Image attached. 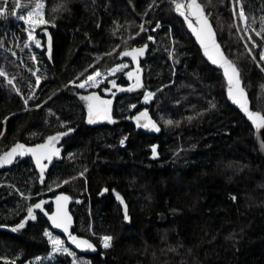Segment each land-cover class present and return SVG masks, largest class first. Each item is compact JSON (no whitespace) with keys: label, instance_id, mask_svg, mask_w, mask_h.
I'll use <instances>...</instances> for the list:
<instances>
[{"label":"trees","instance_id":"obj_1","mask_svg":"<svg viewBox=\"0 0 264 264\" xmlns=\"http://www.w3.org/2000/svg\"><path fill=\"white\" fill-rule=\"evenodd\" d=\"M40 1L50 23L39 33L44 46L32 45L34 62L17 18L36 0H0V156L16 143L74 131L43 183L29 158L0 165V264H73V256L52 252L45 229L64 240L76 264H264V157L251 124L227 99L224 76L202 57L172 0ZM197 2L239 69L252 108L264 114V0ZM145 43L136 88L137 63L120 52ZM122 62L130 65L96 88L69 84ZM112 78L122 91L107 83ZM149 90L154 96L145 101ZM93 91L112 100L111 122L87 121L81 96ZM144 109L159 132L129 120ZM61 192L72 198L74 232L91 239L97 253L71 248L38 210L35 221L13 230L27 206ZM116 193L129 206L127 221ZM103 235L113 237L108 249Z\"/></svg>","mask_w":264,"mask_h":264},{"label":"snow or ice","instance_id":"obj_2","mask_svg":"<svg viewBox=\"0 0 264 264\" xmlns=\"http://www.w3.org/2000/svg\"><path fill=\"white\" fill-rule=\"evenodd\" d=\"M175 4V10L179 13L180 16L184 18V22L187 24V27L191 30V33L195 36L196 40L199 42L200 47L203 50L204 56L208 61L211 62L212 65L218 66L223 71V76L227 81V97L232 101L233 104L238 105L239 109L246 115L247 119L251 122V125L255 127V129L260 130L264 128V114L261 111H253L250 110L249 100L247 98L245 89L242 87L241 79L239 75V69L233 63L228 56L225 55L224 51L221 48L220 43L217 42L215 37V32L213 30L212 25L209 23L207 16L204 14V11L201 5L197 2V0H186V2H177V0H172ZM236 3H239V0H236ZM61 7L66 8V3H62ZM43 5L40 3V0H36L35 8L33 11H28L27 15H20L18 18L24 22L26 25V40L28 42H33L35 47L40 48L43 47L40 39H38L34 35V30L37 26L45 25L50 23V21L44 18L43 13ZM4 9L0 8V13H3ZM235 14V13H234ZM239 16L243 19L245 13L243 8L239 11ZM156 27H160L157 22ZM143 30V26H141ZM155 29H153L154 31ZM45 31H47L45 29ZM261 33L257 32L256 35L259 36ZM154 39L153 36L149 35L147 37L148 41H152ZM251 39V37H249ZM255 44V41H253ZM29 43L25 44V47H29ZM148 45L145 43L142 47H132L130 50H125L120 52L121 57H130L131 61L137 63V71L135 75V87H142L141 77H140V68H139V60L138 58L145 54V50ZM50 52V46H49ZM15 55V53H13ZM31 59L35 62L36 56L35 53H32ZM260 59L264 60V52L260 53ZM92 65H89L91 68ZM128 65L126 63H117L114 68L111 69V73L114 75L117 72H122L126 69ZM38 71V69H37ZM35 75V73H33ZM6 75L3 70H0V76ZM104 74L101 73L99 69L92 71L91 74H88L85 79H81L78 84H76L75 80H70L69 84H75L79 89H90L96 88L101 84V79ZM126 75L129 78L133 77V72L128 71ZM36 85L39 86L41 82V77L36 75L35 77ZM108 84H111L118 91H122L116 80L114 78L108 79ZM129 91L132 90L130 87ZM17 91H19L17 89ZM105 92H111L112 89L108 87H104ZM154 96L152 92H146L144 95V100L148 101L151 97ZM29 97L28 99H31ZM28 99L24 100V103L28 104ZM81 99L86 102L87 113H88V122L94 123L96 120H107L112 121L111 116V105L112 100L110 99H102L100 95H98L95 91L91 92L88 95L81 96ZM41 105L36 104L35 107L39 108ZM135 107V105H132ZM137 121L138 126H142L145 129H153L157 132L160 131V127L153 120L148 113L147 109L139 112L135 117H133ZM166 124H172L173 121L165 120ZM178 123V122H177ZM72 129L69 128L68 132H71ZM66 133L57 132L55 135H49L44 143L36 144L32 147H28L23 143H16L9 151H6L2 156H0V165L2 164H11L13 160L17 156H24L25 154L30 153L31 156L35 160L36 166L40 169V180L41 183L44 182L45 178V169L47 168V164L44 161L51 162L53 157L59 156L60 149L56 147V144L60 137L64 136ZM124 140L120 141L121 144H124ZM152 155L156 156V145H152ZM82 175V173H81ZM65 183L67 181H64ZM59 186V185H58ZM103 191H107L104 189ZM23 195V194H22ZM116 198L124 203L123 198L119 193H116ZM235 199V197H232ZM70 200V197L66 194H59L55 196L56 202V210L54 212L49 213L44 210L45 201L43 199L39 200L36 203H33L26 208V216L24 219L16 225L13 229L14 231H18L19 229L24 228L25 222L28 220L35 221L37 219V214L34 210H40L47 217L48 221L51 222V225L54 229H62L63 233L67 234V239L71 242L72 245H75L78 249H86V250H95V245L88 239L81 238L77 235H73L69 229L72 224V216L69 214L67 210V205ZM123 219L125 221L129 220V216L127 214V206L125 205V212ZM43 235L46 236L49 240V243L52 245V252H63L69 256H73V264H76L75 253L70 251L68 247L65 246L64 240L61 239L60 236H53L52 233L45 229ZM101 244L104 249H108L112 246L113 237L111 235H103L101 238ZM13 264L15 262L13 261Z\"/></svg>","mask_w":264,"mask_h":264},{"label":"water","instance_id":"obj_3","mask_svg":"<svg viewBox=\"0 0 264 264\" xmlns=\"http://www.w3.org/2000/svg\"><path fill=\"white\" fill-rule=\"evenodd\" d=\"M202 9H203V8H202ZM203 11H204V10H203ZM204 14L206 15L205 11H204ZM206 16H207V15H206ZM207 18H208V16H207ZM208 20H209V23L212 25V23H211V21H210L209 18H208ZM186 26H187V24H186ZM212 27H213V25H212ZM187 28H188V27H187ZM188 30H189V32L191 33V30H190L189 28H188ZM213 30H214V32H215L214 27H213ZM191 35H192V37L194 38V40H195L197 46L199 47L200 52H201V54H202V57H203V58H204V59H205V60H206L211 66H213V67H215L216 69L220 70V72H221L222 75H223V71H222V69H220V68H219L218 66H216V65H212L211 62L207 60V58H206V57L204 56V54H203V50H202V48L200 47L199 42L196 40L195 36H194L192 33H191ZM215 37H216V39H217L216 32H215ZM217 42L219 43L218 39H217ZM220 45H221V44H220ZM221 48H222V46H221ZM222 50H223V48H222ZM223 51H224V50H223ZM224 53H225V52H224ZM225 55H226V53H225ZM226 56H227V55H226ZM229 59H230V58H229ZM239 75H240V74H239ZM224 78H225V77H224ZM240 79H241V78H240ZM225 81H226V78H225ZM241 84H242V87H243L242 80H241ZM243 88H244V87H243ZM244 89H245V88H244ZM245 92H246L247 98H248V100H249V107H250V110L257 111L256 109H253V108H252V106H251V101H250V99H249V97H248L247 91L245 90ZM226 96H227V81H226ZM227 99H228V97H227ZM228 100H229V99H228ZM229 102H230V103H231L236 109H238V110L240 111V113L245 117V119L251 124V122L247 119L246 115H245V114L239 109L238 105L233 104L231 100H229ZM138 113H139V112H136V113H133V114H131V115L128 116L129 120L133 123V125H134L137 129H140V130L145 131V132H157V131H155V130H153V129H145V128L142 127V126H138V125H137V121H136L135 119H133V117H135ZM149 116H150L153 120H155L150 114H149ZM155 121H156V120H155ZM156 123H157V121H156ZM157 124H158V123H157ZM251 126H252V125H251ZM252 128H253V130H254V139H255V142H256V144H257V146H258L259 153L264 157V128H262V129H260V130L255 129L254 126H252ZM73 131H74V129H72L71 132H68V130L58 131V132L66 133L64 136L60 137V139L58 140V142H57V144H56V147H58V148L60 149V154H59V156L53 157V159H52L51 162L44 161V162L47 164V168L45 169V171L49 170V168H50L55 162H61V161L63 160V158H64V155H63V147H62L63 140L68 136L69 133H72ZM56 133H57V132L52 133V134H50V135H55ZM47 137H48V136H47ZM47 137H46L43 141H41V142H39V143H36V144L44 143L45 140L47 139ZM19 143H22V142H19ZM23 144H25V143H23ZM36 144H25V145L28 146V147H32V146H34V145H36ZM14 145H15V144H14ZM14 145H12V146H11L9 149H7L6 151H9ZM6 151H5V152H6ZM5 152H4V153H5ZM4 153H3V154H4ZM24 158H29V159L32 161L35 170H36L38 173H40V169L36 166V164H35V160H34V158L31 156L30 153L25 154L24 156H17V157L13 160L12 163H14L17 159H24ZM12 163H11V164H12ZM11 164H2V166L9 167ZM61 193H63V192H61ZM61 193H58V194H56V195H59V194H61ZM63 194H66V193H63ZM56 195H54V196H52V197H48V198L43 199V200L46 202L45 205H44V210H45V211H48V210L45 208V206H47V205H51V210L48 211L49 213L54 212V211L56 210V202H55V196H56ZM66 195H68V194H66ZM68 196H69V195H68ZM69 197H70V196H69ZM121 197L123 198L124 203L121 204V202H120L119 200H117V198H116V203L122 208L123 212H125V205H126V206H127V213H128V212H129V206H128L127 202L125 201L124 197H123V196H121ZM71 206H72V198L70 197V200H69L68 205H67V210H68L69 214L72 216V224L70 225V229H69V231H70L73 235H77V236H79V237H81V238H84V239H88V240H90V241L96 246V244H95L91 239H89V238H87V237H85V236L78 235L76 232H74V228H75L76 222H75L74 214H73L72 211H71ZM34 211H35V210H34ZM38 211H39V212H40V213L46 218V220L48 221L47 217L43 214V212H41L40 210H38ZM48 223H49L50 227H51L54 231H56L57 233L61 234V235L66 239V242L68 243V245H69L71 248H73L74 250H76V251H78V252H80V253H83V254H95V253H97V251H98L97 246L95 247V250H86V249H78V248H76L75 245H72L71 242L67 239V234L63 233L62 229H54V227L51 225V222L48 221Z\"/></svg>","mask_w":264,"mask_h":264},{"label":"rangeland","instance_id":"obj_4","mask_svg":"<svg viewBox=\"0 0 264 264\" xmlns=\"http://www.w3.org/2000/svg\"><path fill=\"white\" fill-rule=\"evenodd\" d=\"M5 2H6V0H5ZM40 3L43 5V3L40 1ZM5 3L3 4V5H1L0 6V8H3L4 9V12L3 13H0V17L5 13ZM16 7H17V4H16ZM16 7H15V9H16ZM34 8H35V5H34V7L32 8V9H30V10H28V11H33L34 10ZM43 10V9H42ZM28 11H26L25 13H24V15L26 16L27 15V12ZM13 15H15L16 16V14H15V11H14V13H13ZM19 17V16H18ZM17 19H19V18H17ZM22 23H23V25H24V28H25V31H26V25L24 24V22L22 21ZM46 25V24H45ZM45 25H40V26H37L36 28H35V30H34V35L38 38V39H40V41H41V44L44 46V44L42 43V38L39 36V33L41 32L42 33V31H41V29L45 26ZM27 43H29V48L31 49V55H32V53H35L34 52V50H33V47H32V45L33 46H35V44H34V41L33 42H28L27 41ZM42 47H40V48H38V49H41ZM262 52H264V48H263V50H262ZM122 63H126L128 66L130 65V63L129 62H122ZM37 68H38V66H37ZM114 68V67H113ZM102 74H104L103 75V77H102V79H101V84H103L105 81H106V79L108 78V77H110V76H113V74L111 73V69H109L108 71H106V72H104V73H102ZM115 75V74H114ZM76 84H78V83H76ZM91 89V88H90ZM84 90H86V91H88L89 89H84ZM104 91V90H103ZM146 91H148V90H146ZM145 91V92H146ZM150 91V90H149ZM104 93H106V94H111V92H105L104 91ZM90 94V93H89ZM99 95V94H98ZM101 96V95H100ZM101 98L102 99H108L109 98V96L108 97H105V96H101ZM143 101V100H142ZM112 116V115H111ZM86 118H87V121H88V113H87V115H86ZM112 120H113V117H112ZM103 122H110V121H107V120H96V122H94V123H90V124H97V123H103ZM101 246H102V244H101Z\"/></svg>","mask_w":264,"mask_h":264},{"label":"flooded vegetation","instance_id":"obj_5","mask_svg":"<svg viewBox=\"0 0 264 264\" xmlns=\"http://www.w3.org/2000/svg\"><path fill=\"white\" fill-rule=\"evenodd\" d=\"M51 206V205H50Z\"/></svg>","mask_w":264,"mask_h":264}]
</instances>
